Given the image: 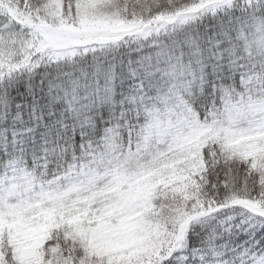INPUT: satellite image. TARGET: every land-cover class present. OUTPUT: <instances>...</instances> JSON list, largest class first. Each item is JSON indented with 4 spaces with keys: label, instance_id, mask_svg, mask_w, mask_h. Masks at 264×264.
Segmentation results:
<instances>
[{
    "label": "snow or ice",
    "instance_id": "6c2138e0",
    "mask_svg": "<svg viewBox=\"0 0 264 264\" xmlns=\"http://www.w3.org/2000/svg\"><path fill=\"white\" fill-rule=\"evenodd\" d=\"M0 264H264V0H0Z\"/></svg>",
    "mask_w": 264,
    "mask_h": 264
}]
</instances>
